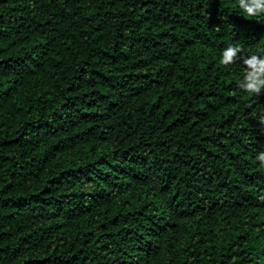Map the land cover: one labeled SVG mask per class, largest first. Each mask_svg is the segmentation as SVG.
Here are the masks:
<instances>
[{"label":"trees","instance_id":"trees-1","mask_svg":"<svg viewBox=\"0 0 264 264\" xmlns=\"http://www.w3.org/2000/svg\"><path fill=\"white\" fill-rule=\"evenodd\" d=\"M264 15L237 0H0V264H264Z\"/></svg>","mask_w":264,"mask_h":264},{"label":"clouds","instance_id":"clouds-1","mask_svg":"<svg viewBox=\"0 0 264 264\" xmlns=\"http://www.w3.org/2000/svg\"><path fill=\"white\" fill-rule=\"evenodd\" d=\"M237 4L248 17L264 15V0H237ZM242 51L241 47L229 45L223 50L219 63L228 68L238 59L242 60L246 71L239 87L250 96H260L264 92V56L252 54L244 57L240 55ZM261 123H264V118L261 119ZM256 160L264 167V151L256 156Z\"/></svg>","mask_w":264,"mask_h":264}]
</instances>
